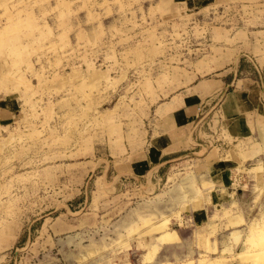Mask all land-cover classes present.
Returning <instances> with one entry per match:
<instances>
[{
    "label": "rangeland",
    "instance_id": "rangeland-1",
    "mask_svg": "<svg viewBox=\"0 0 264 264\" xmlns=\"http://www.w3.org/2000/svg\"><path fill=\"white\" fill-rule=\"evenodd\" d=\"M239 64L264 79V0H0V264H264V125L226 137V201L203 140L156 187L127 172Z\"/></svg>",
    "mask_w": 264,
    "mask_h": 264
},
{
    "label": "crops",
    "instance_id": "crops-1",
    "mask_svg": "<svg viewBox=\"0 0 264 264\" xmlns=\"http://www.w3.org/2000/svg\"><path fill=\"white\" fill-rule=\"evenodd\" d=\"M251 60L254 68L258 70L256 62L252 58ZM255 60L259 61L258 58ZM244 72V67L239 64L222 73L220 78L197 82L192 87L193 93L188 98H183L167 119L168 126L150 139L144 155L130 161L127 172L133 178L150 173L147 180L156 187L164 178L168 181L170 172L178 164L184 165L185 161H177L180 157L201 154L202 142H209V145L213 144L217 149L210 148L205 156L196 158V170L204 176L202 182L213 184L214 196L220 198L218 201H226L228 196L224 191L229 185H233V172L236 167L234 159L222 157L228 146L226 137L229 136L234 141L248 138L258 133L264 125V79L253 75L251 71ZM216 98L212 108L215 110L210 113L212 110L207 111L206 104H202L211 105ZM196 118L199 119L194 129L192 123ZM217 140L222 143L216 146L214 141ZM165 233L160 235V239H163Z\"/></svg>",
    "mask_w": 264,
    "mask_h": 264
},
{
    "label": "bare ground",
    "instance_id": "bare-ground-1",
    "mask_svg": "<svg viewBox=\"0 0 264 264\" xmlns=\"http://www.w3.org/2000/svg\"><path fill=\"white\" fill-rule=\"evenodd\" d=\"M166 224H167V223H166ZM166 224H165V225H166ZM169 234H174V235H175L176 233H175L174 231H172V232H170V231H169V232H166V233L163 235L162 238L165 239ZM210 263H211V262H210ZM173 264H186V263H173Z\"/></svg>",
    "mask_w": 264,
    "mask_h": 264
},
{
    "label": "water",
    "instance_id": "water-1",
    "mask_svg": "<svg viewBox=\"0 0 264 264\" xmlns=\"http://www.w3.org/2000/svg\"><path fill=\"white\" fill-rule=\"evenodd\" d=\"M205 147L208 146L207 144L204 145Z\"/></svg>",
    "mask_w": 264,
    "mask_h": 264
}]
</instances>
